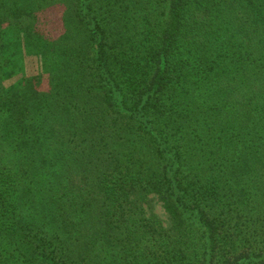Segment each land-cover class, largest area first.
<instances>
[{
    "label": "trees",
    "instance_id": "obj_1",
    "mask_svg": "<svg viewBox=\"0 0 264 264\" xmlns=\"http://www.w3.org/2000/svg\"><path fill=\"white\" fill-rule=\"evenodd\" d=\"M0 264H264V0H0Z\"/></svg>",
    "mask_w": 264,
    "mask_h": 264
}]
</instances>
